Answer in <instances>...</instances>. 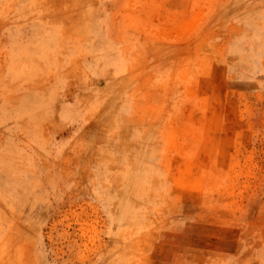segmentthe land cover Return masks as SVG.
Here are the masks:
<instances>
[{
  "label": "rangeland",
  "instance_id": "374dc122",
  "mask_svg": "<svg viewBox=\"0 0 264 264\" xmlns=\"http://www.w3.org/2000/svg\"><path fill=\"white\" fill-rule=\"evenodd\" d=\"M0 264H264V0H0Z\"/></svg>",
  "mask_w": 264,
  "mask_h": 264
}]
</instances>
